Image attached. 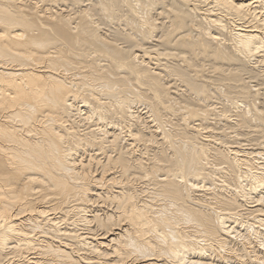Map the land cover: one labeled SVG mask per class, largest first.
<instances>
[{"label": "bare ground", "instance_id": "obj_1", "mask_svg": "<svg viewBox=\"0 0 264 264\" xmlns=\"http://www.w3.org/2000/svg\"><path fill=\"white\" fill-rule=\"evenodd\" d=\"M0 264H264V0H0Z\"/></svg>", "mask_w": 264, "mask_h": 264}]
</instances>
